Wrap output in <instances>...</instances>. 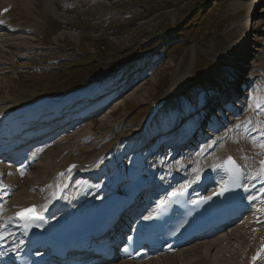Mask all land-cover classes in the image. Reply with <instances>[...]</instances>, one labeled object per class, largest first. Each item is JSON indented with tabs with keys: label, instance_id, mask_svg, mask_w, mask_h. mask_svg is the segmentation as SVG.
Returning <instances> with one entry per match:
<instances>
[{
	"label": "rangeland",
	"instance_id": "rangeland-1",
	"mask_svg": "<svg viewBox=\"0 0 264 264\" xmlns=\"http://www.w3.org/2000/svg\"><path fill=\"white\" fill-rule=\"evenodd\" d=\"M10 1L13 5H10L12 9L8 17L12 23L18 25L16 30L22 31L26 28L27 32L32 31L29 36L34 37L36 29L28 30V27L38 28L34 37L36 41L32 43L35 46H45L47 50H40L41 54L34 51L31 61L24 58L14 59V65L13 58L8 55L12 68L9 65L0 66L1 123L11 125L16 118L11 114L6 116L7 111L34 102L42 96L54 97L57 101L54 106L73 107L76 116L79 115L80 118H85L90 111L93 113L102 110L99 117L94 114L89 121H84L60 136L69 139L65 143L69 145L72 142L70 137L76 132L74 139H77L76 142L80 145L73 152L74 158L87 159L86 148L83 147L88 143L83 142H96L105 148L121 134L145 123L150 104L166 96L171 87L179 88V80L184 77L188 68H191L190 77L180 93L182 96L179 98V94L178 100L162 110L156 119L163 121L162 116L170 114L168 111L193 110L198 115L199 111L203 110L208 114L201 122V125L205 123L202 130L209 132L208 127L213 125L212 117L209 116L215 109L223 108L222 112H227L225 115L229 118L232 108L230 106L233 102L236 104L233 99L246 98L247 90H241L242 80L248 78L251 70L250 68L240 75L238 67L232 66L229 60L210 57L208 51L211 50L212 44L218 42L233 57L243 53V64L247 68L255 59L262 57L259 56V51L264 42V0L257 2L253 14L250 15L252 21L248 19L252 0H249L245 7L236 10L234 8L237 6L234 5L238 0H53L52 8H47V2L44 0H0V9ZM5 26L12 29L11 24L6 23ZM180 32L182 35L179 37L177 35ZM0 36L15 39V34L5 35L0 32ZM246 36L248 37L243 43H246L247 47L240 46ZM153 53L158 55L150 56ZM161 59L164 60L163 64ZM148 63L149 66L153 65L154 69L147 70ZM25 65L28 68H23ZM44 65L48 68L45 67L41 72H31L29 68H42ZM233 87L237 88L235 96L231 95ZM215 92L217 94L213 95ZM227 99L229 100L222 103ZM117 100L122 104L114 107L116 102H119ZM81 101L88 103L89 108H82L79 105ZM100 101L106 105L95 106ZM107 103H111L110 106L103 108ZM218 104L221 106H217ZM237 105L239 106V103ZM205 109L209 110L205 112ZM110 110L113 113L108 116ZM215 115L218 117L215 118L214 125L223 123L220 121L222 113ZM104 116L110 117L111 121L101 122ZM192 116L193 114L190 118ZM172 118L173 116L170 119ZM179 118L182 120L183 116L179 115ZM190 118L186 119V123ZM199 118L202 116H198ZM194 120L195 117H192L191 125ZM88 127L92 131L85 130ZM82 128L83 132H78ZM157 133L159 132L153 135ZM157 137L160 135L155 139ZM52 142L47 144L48 140H45L41 143L42 146L47 145L42 151L57 152L59 145ZM130 142L132 143V140ZM188 144L187 147L193 143L190 141ZM63 151L58 155L61 156ZM136 152L133 155L137 154ZM94 153H91V156ZM25 174L30 175L29 172ZM19 178L24 180L25 176ZM191 257L184 263L198 260V254Z\"/></svg>",
	"mask_w": 264,
	"mask_h": 264
},
{
	"label": "bare ground",
	"instance_id": "bare-ground-1",
	"mask_svg": "<svg viewBox=\"0 0 264 264\" xmlns=\"http://www.w3.org/2000/svg\"><path fill=\"white\" fill-rule=\"evenodd\" d=\"M44 1L47 2V8L53 7V0ZM240 1H242V3H240ZM248 1L249 0H238L236 5H234V7H237L234 9L236 10L240 7H245ZM258 1L259 0H252L248 11V19L250 18V15L253 14ZM7 5L12 6L13 3L11 1L6 2V6ZM1 20L2 19L0 18L1 29L12 31V29L5 26L6 23ZM250 20L252 21L251 18ZM22 30L26 31L24 28ZM13 34H15V39L12 40L3 38L1 37L2 35L0 36V66L11 65V63L8 62L10 59L6 57L7 55H11L13 60L16 58L31 57L29 53L40 48L32 43L35 38L29 36L28 33L24 34V32H22ZM247 37L248 36L244 37L240 46L246 45V43L243 42ZM27 40H30L31 42H27ZM259 52H261L259 56L262 55V57H258V60L255 59L249 68H247V66L243 64L245 58L243 57V53L240 56L233 57L229 55L218 42L212 44L211 50L208 51L210 57L229 60L232 62V66L238 67L237 70H239L240 75L250 68L251 70L248 73V78L242 80L243 85L241 86V90L243 88L248 91L245 92L246 98L236 101L239 103V106L237 103L235 104L236 107L230 106V108H232L230 110L231 117L229 118L225 115L227 112H221L223 108L215 109L214 113H211L210 115V117H212L211 124L213 125L208 127V129L211 130L209 132H204L202 130V127H205V123L196 128L197 123L202 122L203 118L208 114L204 113L203 110L199 111L200 113L198 115H196V112L194 113L193 110L190 112H187L186 110H176L177 113H175L176 111H168L170 114L166 113L165 116H162L164 117L163 121L155 118L153 123L149 125L148 129L144 128L143 122L140 126L128 130L126 133L118 136L108 147L104 148L92 141L83 142L88 143L86 147H83L86 148L85 156L88 155V157L87 159H81L73 157V152L78 148L76 142L77 139H74L76 132L70 137L72 138V142H70L69 145H65L69 139L67 140L63 137L57 140L56 137V141L53 140L55 141V144L59 145L57 152L50 153L49 151H38V149H43L44 147L40 144L45 140H50V138L54 137L58 131L62 130V132H64L70 130V127L66 128L68 126L67 121L62 120L59 117L62 113H68L72 109H67L64 112L55 110L50 111V114L42 120L40 119V115H32V117L26 119L20 117L19 119H14V121L11 122V125L7 123L8 127L1 123V116L0 145H5L9 141L15 140L22 141V144H25L31 140L36 141V139L40 140L46 137L43 140L36 141V146L32 147L29 152L33 151L28 154L32 156L29 157L22 166L19 165V168L15 169L13 165H9L8 162H6L8 161L6 159L3 160L6 164L0 165L1 173H3L6 178V180H4V185L7 187V192L3 194L7 198L0 209L1 237L7 236L5 242H9L10 246L17 247L24 242L21 240V231L12 218L13 209L16 206H24L32 202L41 205L42 200L37 190L40 188L44 192L47 190L49 193H52L54 189L52 186L54 183H63L67 189L66 194L68 200H76L77 203H79L80 201L86 202L87 197L89 199L93 198V193L101 186L108 189L119 185L120 189H123L124 181L128 179L132 180V177H134L136 182H139L141 179L147 180L152 177H162L164 180L171 179L176 177L179 169H182L189 174H200L201 177H203L205 173L209 172L211 166H216L217 163L221 162L229 155L235 156L246 166L258 162L261 158V153L264 152V149L258 147L259 144L264 143V140L260 139V136L264 135V42ZM245 55L246 57L248 56L247 51L245 52ZM240 66L241 68H239ZM190 69L191 68H188L184 77L180 78L179 81L181 86H178L179 88L174 89L171 87L172 89L170 88L168 90L166 93V98L168 100H175L177 99V96L182 93V90L185 88L184 86L189 80ZM233 89L234 91L231 92V95L235 96L237 88L233 87ZM238 91L240 90L238 89ZM222 93H224V91ZM251 97H257L262 106L258 109L255 108L253 101L250 99ZM205 99H207L206 96ZM229 99L224 100L222 103H225ZM120 102L121 101L118 103L116 102L114 107L120 106L122 104ZM76 104L77 103H75V105ZM110 104L103 106V108L105 107V109H107ZM97 105L101 106L106 104H104L103 101H100L95 106ZM219 105L221 106V104H218L217 106ZM209 109H205L204 111L207 112ZM101 111L102 110H99L93 113L98 114L99 117ZM220 112L223 113L222 117L224 115L226 116L223 120L225 123L214 125V122L216 121L215 118L218 117L215 113ZM111 113L113 112L110 110L107 115L110 116ZM191 114H193L192 117H195L193 125L190 124L192 118H190ZM239 114H241V116ZM179 115H181V117L183 116L182 120L179 118ZM187 115L188 117H185ZM172 116L173 118L171 120L170 118ZM198 116H202V118L198 119ZM222 117H220V121L222 120ZM75 118L78 117L76 116ZM75 118L69 116L67 119L70 120ZM187 118L190 119L186 123ZM49 120H51V122H49ZM240 120L243 124V130H248V134H246L244 139L239 135H235V131H231ZM109 121H111L110 117L106 118V116H104L101 118V122L109 123ZM230 121L233 122V125L230 126L231 128L227 127L228 131H225V125L230 123ZM8 129L11 130L7 131ZM86 129L92 131L90 127L85 128V130ZM168 129L171 131H168ZM83 130L84 128L78 132H83ZM252 130H257L255 136H249V132ZM14 132H19V135H13ZM155 132L160 133L153 135ZM203 132L204 135L202 134ZM226 133L229 134L228 137H224ZM200 134L202 135L200 136ZM158 135H160V137L155 139ZM184 139V144L178 146L177 144L184 141ZM197 139L201 141V144H198L199 147L196 150L192 149L194 148L193 144L187 147V145H189L188 142L193 140L197 141ZM214 139H219L215 151L209 154L206 158H201V154ZM131 140L132 143L130 142ZM205 142H207V144ZM99 143H101V141ZM166 147L168 148L165 149ZM160 148H164V152L159 150ZM182 149H185L183 151L184 154H180ZM61 150L64 151L60 156L58 154ZM136 150L138 151L136 152ZM135 152L137 154L133 155ZM91 153L94 154L91 156ZM173 154H176V157L172 158ZM63 156L65 157L63 158ZM191 156L194 157L193 160L190 159ZM112 159L116 160L113 161ZM92 162L94 163L92 166L82 169L79 174L82 178L77 179L76 181L74 180V173L67 175V177L60 175L61 170L68 163H80L81 166H83L86 163ZM28 170H30V175H25L24 180L20 179V175ZM73 180L75 182L73 186H71ZM130 184L131 181H129L127 185L129 186ZM108 195L110 194L101 192V195L95 196L93 202L99 200L100 196L106 197ZM261 206L264 207V204ZM133 210L136 212L140 211L136 204L129 209L128 213L133 212ZM55 211H57V209H55ZM63 211L64 210H62V212ZM90 211V209H87L85 212ZM262 219H264V213L262 212L259 217H257L256 214L250 215L241 223H236L238 224L237 226L233 223L225 229L213 232L211 237L199 240L195 242L193 246H184L175 250L173 253H159L157 251L154 252L152 257L142 258L135 262L116 259V262L110 261L107 263L103 262L102 264H179V262H182L183 264L186 260H189L187 258H190L195 254L196 256L198 254V260L195 259L196 261H188V264H248L252 253L264 239V223L256 224L257 220L260 221ZM199 255L201 256L199 257Z\"/></svg>",
	"mask_w": 264,
	"mask_h": 264
},
{
	"label": "snow or ice",
	"instance_id": "snow-or-ice-1",
	"mask_svg": "<svg viewBox=\"0 0 264 264\" xmlns=\"http://www.w3.org/2000/svg\"><path fill=\"white\" fill-rule=\"evenodd\" d=\"M250 99L253 101V104H254L255 108L258 109V108H260L262 106L260 100L257 97H251ZM238 126L239 125H237V127ZM258 147L261 148V149H264V143L259 144ZM38 151H42V149H38ZM227 163L229 165H232L233 169L237 173L240 172V169L235 165V162L232 160L231 157L228 158ZM260 163H261V168H260L259 172L256 173V175L257 176H264V160H262ZM75 167H76L75 165H72L68 169V171L71 172L72 169L75 168ZM60 175L63 176L64 174L63 173H60ZM56 189H57V192H59L61 190V186L60 185H56ZM245 191H247L246 188H245ZM175 194L176 193H173V195H175ZM53 195H56V193H53ZM247 199L249 200V202H252V201L256 200L257 197L250 195V196L247 197ZM261 204H264V200L261 201ZM258 211L264 213V207L259 208ZM16 215H17V217L20 220H23V221H27L29 219H38L39 218V213H38V210H37V206H35V205L31 206L30 208L22 209ZM148 218L149 217H145V219H148ZM257 222L259 223L260 221L257 220ZM24 226L27 227L28 226L27 223H25ZM254 231H255V229H254ZM2 238L3 237H0V239H2ZM262 254H264V243H262L261 248L257 251V254L252 257L253 264H255V262L257 261V259H259Z\"/></svg>",
	"mask_w": 264,
	"mask_h": 264
},
{
	"label": "trees",
	"instance_id": "trees-1",
	"mask_svg": "<svg viewBox=\"0 0 264 264\" xmlns=\"http://www.w3.org/2000/svg\"><path fill=\"white\" fill-rule=\"evenodd\" d=\"M157 7H159V6H157ZM161 7V6H160ZM158 10V9H157ZM157 10H151V11H157ZM182 35V32H180L177 36H181Z\"/></svg>",
	"mask_w": 264,
	"mask_h": 264
}]
</instances>
